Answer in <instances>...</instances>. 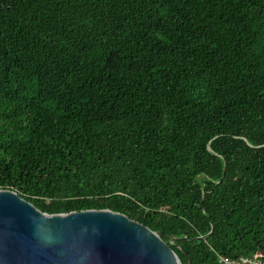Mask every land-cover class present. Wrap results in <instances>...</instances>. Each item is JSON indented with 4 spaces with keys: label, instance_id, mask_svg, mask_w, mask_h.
<instances>
[{
    "label": "trees",
    "instance_id": "trees-1",
    "mask_svg": "<svg viewBox=\"0 0 264 264\" xmlns=\"http://www.w3.org/2000/svg\"><path fill=\"white\" fill-rule=\"evenodd\" d=\"M0 190L264 264V0H0Z\"/></svg>",
    "mask_w": 264,
    "mask_h": 264
},
{
    "label": "water",
    "instance_id": "water-1",
    "mask_svg": "<svg viewBox=\"0 0 264 264\" xmlns=\"http://www.w3.org/2000/svg\"><path fill=\"white\" fill-rule=\"evenodd\" d=\"M0 264L181 262L161 233L118 212L46 214L15 192L0 190Z\"/></svg>",
    "mask_w": 264,
    "mask_h": 264
},
{
    "label": "built area",
    "instance_id": "built-area-1",
    "mask_svg": "<svg viewBox=\"0 0 264 264\" xmlns=\"http://www.w3.org/2000/svg\"><path fill=\"white\" fill-rule=\"evenodd\" d=\"M219 264H262L259 260L255 258L240 257L237 260L228 259L222 256H218Z\"/></svg>",
    "mask_w": 264,
    "mask_h": 264
}]
</instances>
